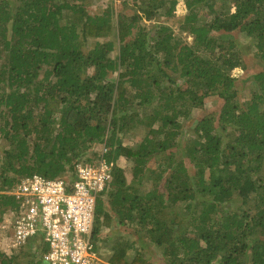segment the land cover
<instances>
[{
    "label": "trees",
    "instance_id": "1",
    "mask_svg": "<svg viewBox=\"0 0 264 264\" xmlns=\"http://www.w3.org/2000/svg\"><path fill=\"white\" fill-rule=\"evenodd\" d=\"M118 1L0 0L1 212L21 178L70 175L104 144L114 167L96 201L95 246L115 222L145 233L167 264H264V67L239 98L241 51L226 38L239 32L264 60V0H183V14L178 0ZM210 96L220 105L178 156L181 120ZM139 127V145L124 144L119 134ZM120 157L133 164L129 182ZM111 246L107 264H156L126 236ZM0 264L21 263L0 252Z\"/></svg>",
    "mask_w": 264,
    "mask_h": 264
},
{
    "label": "built area",
    "instance_id": "2",
    "mask_svg": "<svg viewBox=\"0 0 264 264\" xmlns=\"http://www.w3.org/2000/svg\"><path fill=\"white\" fill-rule=\"evenodd\" d=\"M104 144L94 161H80L70 175L32 173L5 191L14 205L1 224L13 246L36 237L43 264H98L93 242L97 197L111 181L114 161Z\"/></svg>",
    "mask_w": 264,
    "mask_h": 264
},
{
    "label": "rangeland",
    "instance_id": "3",
    "mask_svg": "<svg viewBox=\"0 0 264 264\" xmlns=\"http://www.w3.org/2000/svg\"><path fill=\"white\" fill-rule=\"evenodd\" d=\"M110 0H92V8L95 10H101L104 6L108 4ZM113 3V6H118V0H111ZM234 7L232 3L229 4V10H233ZM186 13V8L184 7L183 0H178L175 14H183ZM148 27V29L151 27L153 22H144ZM151 29V28H150ZM149 29V30H150ZM174 33H178L179 29L176 26L172 27ZM183 39L187 43H191L192 36L189 34L182 33ZM221 35V34H220ZM220 35L218 37H220ZM237 41V45L240 48L241 51V63L239 66L235 67L232 70V76L236 78L235 84L238 91V97L239 98H249L251 95V90L253 89V82L251 79H246L250 74L256 73L259 70H262L264 67V60L260 59L257 55L254 53L253 48V42L251 39H246L243 35H241L239 32L230 33L227 34L226 38L229 40H232V38ZM236 50V49H234ZM172 77L178 80V83H181V80L178 76V73H172ZM182 79V78H181ZM245 79V80H244ZM243 100V99H242ZM221 100L217 96H210L205 98L204 105H202L199 108H195L192 110V114L188 119L181 120L183 121V126L180 132V144L181 146L178 148V153L181 156V151L183 150L184 141L187 139L188 135H190L193 131V126L196 123V120L206 116L211 110L214 108H218L220 105ZM217 112V111H216ZM216 112L214 113V116L216 117ZM34 114H37L36 112ZM36 117V116H35ZM144 130H141L140 127L138 129H134L132 131L133 134L128 135L126 133L122 134L120 133L119 136L122 137L123 143H130L132 146L136 147L139 145V140L143 136ZM135 134V135H134ZM223 142H225V139H223ZM8 146V140L2 137V134H0V153H2L3 149ZM94 151L99 152V149L101 148V144L98 143L93 146ZM93 152V151H92ZM91 153V151H90ZM89 153V154H90ZM162 151L156 153V157L161 156L162 157ZM92 156V153H91ZM93 157V156H92ZM154 159H151L153 161ZM83 161V160H80ZM150 161V162H151ZM159 160H155V164L158 163ZM184 161L186 162L187 159L184 157ZM187 164V163H186ZM133 164L127 159L124 160L123 157H120L117 161V167L119 168H126V179L131 180V167ZM129 168V169H128ZM193 169H190V172L193 173ZM68 172L67 174H69ZM105 202L106 196H105ZM3 212L0 210V252L10 255V256H17L18 261H20L21 264H26L27 260L33 261L39 263L40 261V253L37 252V249L35 246L37 244V241L35 239L32 240V243L28 246H13L11 244V239L9 237V230L5 229L6 227H3L1 224ZM127 227V228H126ZM131 226L129 225H117L115 222L112 223L110 227H103L101 228V232L98 234V238L96 239L97 246L96 252L98 256V264H107V260L110 256L111 249H112V241L113 238L118 236L119 234L126 236L129 241L133 243V246L135 248H141L143 250V257L147 258L148 260L156 263V264H167L166 263V257L162 254V249L158 248L154 243H150L148 237L145 235V233H131ZM9 229V228H8ZM135 253L134 248H130L128 251V255L132 256ZM31 258V259H30ZM31 264V263H27Z\"/></svg>",
    "mask_w": 264,
    "mask_h": 264
},
{
    "label": "clouds",
    "instance_id": "4",
    "mask_svg": "<svg viewBox=\"0 0 264 264\" xmlns=\"http://www.w3.org/2000/svg\"><path fill=\"white\" fill-rule=\"evenodd\" d=\"M36 239H37V238H35V240H36ZM36 241H37V240H36ZM35 246H37V247H38V246H39V243L37 242V244H36Z\"/></svg>",
    "mask_w": 264,
    "mask_h": 264
},
{
    "label": "crops",
    "instance_id": "5",
    "mask_svg": "<svg viewBox=\"0 0 264 264\" xmlns=\"http://www.w3.org/2000/svg\"><path fill=\"white\" fill-rule=\"evenodd\" d=\"M112 225V224H111Z\"/></svg>",
    "mask_w": 264,
    "mask_h": 264
}]
</instances>
